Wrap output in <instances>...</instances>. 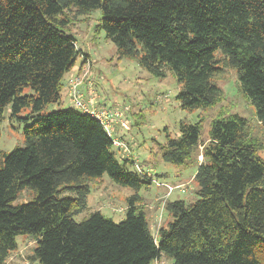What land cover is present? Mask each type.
I'll return each mask as SVG.
<instances>
[{
	"label": "trees",
	"instance_id": "16d2710c",
	"mask_svg": "<svg viewBox=\"0 0 264 264\" xmlns=\"http://www.w3.org/2000/svg\"><path fill=\"white\" fill-rule=\"evenodd\" d=\"M99 9L98 27L120 58L137 60L155 78L174 76L183 110L222 103L219 82L231 70L264 124V0H0V138L9 106L21 119L26 109L39 114L61 101L65 76L88 57L69 33V16ZM26 88L34 93L22 95ZM250 130L242 117L221 113L204 145L201 122L181 123L178 137L166 134L159 147L165 163L198 164V200L163 198L169 219L156 238L140 191L160 176L129 156L119 160L113 138L90 114L73 107L37 116L23 129L25 147L1 159L0 264L23 235L36 241L33 264H153L162 257L264 264V144ZM104 175L135 192L125 219L96 212L76 222L89 184ZM25 191L32 200L14 205Z\"/></svg>",
	"mask_w": 264,
	"mask_h": 264
},
{
	"label": "rangeland",
	"instance_id": "374dc122",
	"mask_svg": "<svg viewBox=\"0 0 264 264\" xmlns=\"http://www.w3.org/2000/svg\"><path fill=\"white\" fill-rule=\"evenodd\" d=\"M69 18V33L76 38L77 48L88 55V57H79L76 67L86 66V64L90 66V73L84 79L81 92L86 99L88 97L95 99L98 104L101 103L102 107L118 106L129 111L128 130L118 128L116 137L125 138L123 143L130 151L128 158L135 161L141 170H150L154 177L161 176L154 180L151 187L140 191L151 223L152 234L158 238V230L162 225L165 226L169 219L168 213L162 207L163 198L168 197L171 202L183 200L187 204L198 200L196 194L198 186L194 179L198 164L176 166L165 163L159 147L165 144L166 134L178 137L181 123L201 122V141L204 145L208 142L213 119L220 117L222 113L223 116L238 115L247 120L250 124V132L264 144V124L257 121L254 105L238 91L234 71L226 70L219 82L224 93L222 103L209 111H185L176 100L180 86L174 76L169 74L164 79H158L141 68L137 60L120 58L115 45L98 27L102 18L100 9L88 15L75 17L70 14ZM83 57L87 61L83 62ZM73 72L67 74L63 80L65 85L61 101L47 106L39 114H31L32 110L26 109L19 115L21 119H18L12 115L11 106L7 108L1 125L0 163L4 154L12 152L15 148L25 147L23 129L37 116H46L74 107L67 87ZM76 72L77 70L75 75ZM82 74L78 76L82 77ZM33 93L30 88H26L22 95ZM132 113L135 114L132 116ZM26 117L33 119L26 121L23 119ZM198 153H202V147ZM116 154L121 161L126 157L118 149ZM260 156L264 158V151L260 153ZM199 160L202 161L201 155ZM130 169L135 168L130 167ZM165 185L173 187L174 190L170 191L165 188ZM89 186L90 195L87 206L83 212L74 216V220L81 222L90 214L100 212L115 223L122 222L126 217L128 199L135 192L113 183L107 175L91 182ZM31 200L32 194L25 191L14 205L27 204ZM16 241L17 250L11 254L6 264H33L31 257L34 255L36 241L29 235L19 236ZM153 264H172V261L162 257Z\"/></svg>",
	"mask_w": 264,
	"mask_h": 264
},
{
	"label": "built area",
	"instance_id": "2783aa9c",
	"mask_svg": "<svg viewBox=\"0 0 264 264\" xmlns=\"http://www.w3.org/2000/svg\"><path fill=\"white\" fill-rule=\"evenodd\" d=\"M83 66L74 68V72L70 76L67 83L68 92L74 108L82 111L83 113L90 114L99 120L103 124L107 133L113 138L114 146L119 151H122L125 156H129V149L120 140V138L116 137L118 128L128 130L129 123L126 119V113L128 110L125 108L98 107V103L95 101V99L93 100L90 97L86 99L81 92V86L84 82V79L90 73V66L88 64H86L84 67ZM76 70L77 72L75 75ZM81 73H83L82 77H79L78 75ZM165 188H168L170 191L174 190V188L169 185H165Z\"/></svg>",
	"mask_w": 264,
	"mask_h": 264
},
{
	"label": "crops",
	"instance_id": "0c3cea01",
	"mask_svg": "<svg viewBox=\"0 0 264 264\" xmlns=\"http://www.w3.org/2000/svg\"><path fill=\"white\" fill-rule=\"evenodd\" d=\"M159 177V176H158ZM161 177V176H160Z\"/></svg>",
	"mask_w": 264,
	"mask_h": 264
},
{
	"label": "bare ground",
	"instance_id": "6f19581e",
	"mask_svg": "<svg viewBox=\"0 0 264 264\" xmlns=\"http://www.w3.org/2000/svg\"><path fill=\"white\" fill-rule=\"evenodd\" d=\"M123 142V141H122Z\"/></svg>",
	"mask_w": 264,
	"mask_h": 264
}]
</instances>
